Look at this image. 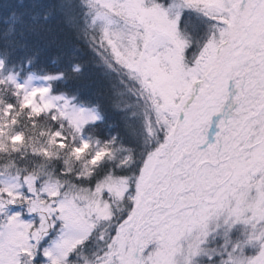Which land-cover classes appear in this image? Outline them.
Listing matches in <instances>:
<instances>
[{
	"label": "snow or ice",
	"instance_id": "snow-or-ice-1",
	"mask_svg": "<svg viewBox=\"0 0 264 264\" xmlns=\"http://www.w3.org/2000/svg\"><path fill=\"white\" fill-rule=\"evenodd\" d=\"M0 264H264V0H0Z\"/></svg>",
	"mask_w": 264,
	"mask_h": 264
}]
</instances>
